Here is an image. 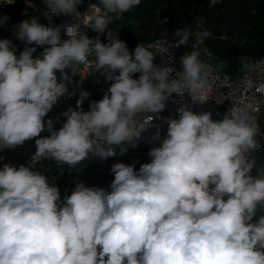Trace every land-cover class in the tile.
<instances>
[{"label": "clouds", "instance_id": "obj_1", "mask_svg": "<svg viewBox=\"0 0 264 264\" xmlns=\"http://www.w3.org/2000/svg\"><path fill=\"white\" fill-rule=\"evenodd\" d=\"M43 3L49 21L82 16L83 0ZM140 3L99 0L107 13L128 12ZM101 7L60 26L35 16L13 25L15 39L27 45L19 55L12 40L0 38V151L35 138L32 158L71 168L90 154L107 159L125 142L135 146L152 114L164 111L174 93L208 101L200 59L207 51L200 48L207 31L195 33L192 50L180 58L182 70L172 75L175 70L158 66L148 48L139 43L130 51L113 35ZM9 19L0 16V25ZM82 26L100 34L108 30L109 42L90 38ZM193 34L177 28L174 46H188ZM37 48L42 51L34 55ZM74 65H91L111 83L87 111L83 102L89 93L80 91L76 107L63 113L66 120L56 130L44 118L67 96V70ZM142 114L151 118L137 122ZM167 124L166 137L149 150L150 162L138 171L115 163L109 189L81 182L63 201L58 187L39 171L3 164L0 264H264V170L253 176L250 159L260 147L255 123L240 106L229 107L220 120L181 106L178 118ZM45 130L50 134L41 137Z\"/></svg>", "mask_w": 264, "mask_h": 264}, {"label": "built area", "instance_id": "obj_2", "mask_svg": "<svg viewBox=\"0 0 264 264\" xmlns=\"http://www.w3.org/2000/svg\"><path fill=\"white\" fill-rule=\"evenodd\" d=\"M221 1L224 0H208V3L209 5H214ZM0 5L10 4H8V0H0ZM25 5L26 9L23 13L26 12V15L22 13L15 24L35 16L40 23L60 26L72 23V19L78 20L90 17L95 14L97 7H101L98 3L89 2L84 7H78V11L82 13L81 17H77L75 14H73L72 19L71 17L56 16L49 21L43 15V10L46 11L44 3L38 4L36 2L27 1ZM89 5H91V7H89ZM101 14L106 15L110 23H112L120 13H107L104 12L101 7ZM11 29L3 38L12 40L16 50L25 46L24 42L15 39V35ZM82 30L89 37H91L93 33L100 34L90 28H84L83 26ZM61 36L62 38H66L63 31H61ZM173 36L174 34L155 38L146 42L145 47L153 53L155 63H157L158 66L172 67L175 70L172 75H175V72L182 70V65L180 63L181 56L186 52H190L193 44L175 47L174 45L177 38H173ZM200 59L206 65L205 78L207 83L204 91L208 101L197 103L187 94L184 96L175 93L172 94L166 102L164 111L158 115L152 114L154 119L147 129L141 133L140 138L135 142V146L131 145L134 141H128L121 144L120 147L139 151L142 155L143 163H148L150 162V157L148 156L149 150L152 147L160 146L161 141L167 135V120L169 118H178V109L181 106H187L196 113L210 112L213 120L223 119L229 107L240 106L245 109L258 129L256 140L260 142V147L250 153V159L255 161V167L252 170V175L255 176L260 170H264V58L254 60L242 59L234 72H229L225 67L218 65L211 53L201 54ZM246 65L248 66L247 68L245 67ZM94 72L95 70L91 65H74L72 68L68 69V74L73 79V86L67 96L62 97L56 105H64L67 110L69 102L75 97H79L80 91H86L88 87L99 88L105 93L111 82L107 81L105 76L101 73ZM138 76V73L134 74V78H138ZM145 115L151 118V114H142L138 115L135 120L139 122ZM158 130L160 133L159 139L156 138ZM9 151L10 149L0 151V157H3V159H0V167H2L3 164H11L18 168L23 164L27 167H31L33 171H39L47 178L48 172L52 170L58 180L57 187L60 192L61 201L69 195V186L65 182L68 165L59 164L50 158H32L35 154L22 162L13 163L9 156ZM101 160L104 161L105 159ZM135 169L138 170L136 167ZM112 180L113 178H110L109 182L111 183Z\"/></svg>", "mask_w": 264, "mask_h": 264}, {"label": "trees", "instance_id": "obj_3", "mask_svg": "<svg viewBox=\"0 0 264 264\" xmlns=\"http://www.w3.org/2000/svg\"><path fill=\"white\" fill-rule=\"evenodd\" d=\"M27 1L43 3V0H14V4L0 5V16L10 17L7 24L0 25V38L7 35L25 11ZM234 25L240 30L243 29L242 33H234L233 29L229 31ZM183 27H188L194 33L190 36L188 45L196 43L195 33L207 31L209 35L200 48L210 49L213 54L217 53L229 72L236 70L240 55H264V0H224L214 5H209L208 0H141L138 6L122 13L119 20L115 19L110 23L108 30L121 40L136 35L137 41L144 43L155 38L170 36L177 28ZM213 33L228 34V39L216 41L211 39ZM106 35L107 32L103 35L93 33L90 38L99 36L101 42L108 43ZM130 45L132 42L128 46ZM26 46L17 49V55ZM40 51L42 49L37 48V53L34 55ZM72 86L71 78L68 92ZM86 91L89 96L84 100L83 108L89 107L91 101L100 100L104 95V92L96 87H88ZM77 99L79 97L69 102L67 109L75 108ZM125 148L118 146L117 154L104 161L90 154L75 166L71 168L67 166L65 182L69 186V195L81 182L87 187L109 189V180L114 179L111 168L115 163L132 164L137 168L141 161L140 152L127 148L121 154L120 151ZM48 178L50 183L58 185L57 177L52 170L48 172Z\"/></svg>", "mask_w": 264, "mask_h": 264}, {"label": "water", "instance_id": "obj_4", "mask_svg": "<svg viewBox=\"0 0 264 264\" xmlns=\"http://www.w3.org/2000/svg\"><path fill=\"white\" fill-rule=\"evenodd\" d=\"M65 111H66V107L64 105L53 106L52 110L44 118L45 122L48 119H51L53 121L54 128L56 130H59L66 120V117L63 115ZM49 134L50 133L47 130H45L41 132L40 136L46 137ZM35 153H36V144L34 138L32 140L25 141L22 145L10 149L9 156L12 159L13 163H19L29 158L30 156L34 155Z\"/></svg>", "mask_w": 264, "mask_h": 264}, {"label": "rangeland", "instance_id": "obj_5", "mask_svg": "<svg viewBox=\"0 0 264 264\" xmlns=\"http://www.w3.org/2000/svg\"><path fill=\"white\" fill-rule=\"evenodd\" d=\"M11 5V4H10ZM121 15H122V13H120L119 14V16L116 18V20H119V18L121 17ZM121 25V24H120ZM231 29H233V32L234 33H242L241 31H243V29L242 30H240L239 28H238V26L237 25H234V26H232V27H230L229 28V31L231 30ZM249 29V28H248ZM114 35V34H113ZM107 36V35H106ZM108 37V36H107ZM211 39H214V40H218V41H222V40H226V39H228V34H226V35H217V34H212V37H211ZM123 41H125L126 43H127V45H129L131 42H132V45H130V46H128V48H129V50L130 51H132V50H134V48L137 46V44H141V45H143L144 47H145V43L146 42H144V43H142V42H138L137 41V37H136V35H133V37H130V38H124V39H122ZM206 53H211V55H212V57H213V59L215 60V62L218 64V65H220V66H222V67H225V64L223 63V61L221 60V59H219V57H218V54L216 53V54H213L212 52H211V50L210 49H208L207 51H206ZM239 62L242 60V59H246V60H254V59H257V58H264V55H261V56H249V55H240L239 57ZM85 111H87L88 109H89V107H85V108H83ZM141 164H143V161H142V155H141V161H140V163L138 164V167H137V169L139 170V168H140V166H141ZM137 170V171H138Z\"/></svg>", "mask_w": 264, "mask_h": 264}, {"label": "crops", "instance_id": "obj_6", "mask_svg": "<svg viewBox=\"0 0 264 264\" xmlns=\"http://www.w3.org/2000/svg\"><path fill=\"white\" fill-rule=\"evenodd\" d=\"M89 2H93V3H98L99 4V0H83V3L79 6V8L84 7ZM259 215H260V213H257V218H258Z\"/></svg>", "mask_w": 264, "mask_h": 264}]
</instances>
